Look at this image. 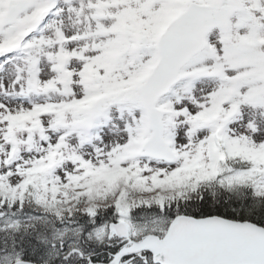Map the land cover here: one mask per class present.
Listing matches in <instances>:
<instances>
[{"label": "snow or ice", "instance_id": "1", "mask_svg": "<svg viewBox=\"0 0 264 264\" xmlns=\"http://www.w3.org/2000/svg\"><path fill=\"white\" fill-rule=\"evenodd\" d=\"M0 264H264V0H0Z\"/></svg>", "mask_w": 264, "mask_h": 264}]
</instances>
